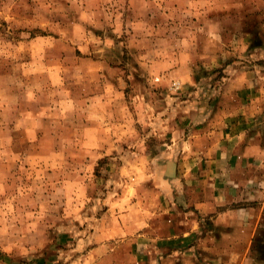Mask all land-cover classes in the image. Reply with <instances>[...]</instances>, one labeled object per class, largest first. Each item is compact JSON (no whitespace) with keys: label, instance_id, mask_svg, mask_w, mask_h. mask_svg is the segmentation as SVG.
I'll return each mask as SVG.
<instances>
[{"label":"rangeland","instance_id":"rangeland-1","mask_svg":"<svg viewBox=\"0 0 264 264\" xmlns=\"http://www.w3.org/2000/svg\"><path fill=\"white\" fill-rule=\"evenodd\" d=\"M244 38L264 43V0H0V264H96Z\"/></svg>","mask_w":264,"mask_h":264},{"label":"crops","instance_id":"crops-1","mask_svg":"<svg viewBox=\"0 0 264 264\" xmlns=\"http://www.w3.org/2000/svg\"><path fill=\"white\" fill-rule=\"evenodd\" d=\"M241 42L228 52L240 50L227 60L214 99L200 101L190 119L175 120L148 183L129 187L136 198L121 200L111 226L96 231L118 238L98 244L106 251L96 264H264L250 256L264 220V203L250 191V184L264 183V43L248 50V40Z\"/></svg>","mask_w":264,"mask_h":264}]
</instances>
